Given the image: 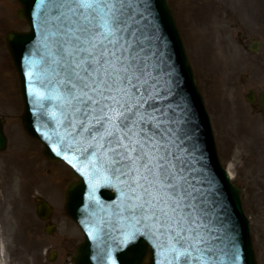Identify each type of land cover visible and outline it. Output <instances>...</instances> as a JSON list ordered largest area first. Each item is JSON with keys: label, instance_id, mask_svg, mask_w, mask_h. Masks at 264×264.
I'll return each mask as SVG.
<instances>
[{"label": "water", "instance_id": "1", "mask_svg": "<svg viewBox=\"0 0 264 264\" xmlns=\"http://www.w3.org/2000/svg\"><path fill=\"white\" fill-rule=\"evenodd\" d=\"M18 1L22 5L18 15L28 22L29 30H13L5 42L19 75L23 127L41 141L46 156L63 160L79 178L68 185L65 202V211L84 235L72 256L74 264H167L169 233L154 234L152 221L136 223L143 214L129 211L125 178L108 170L99 154H92L90 137L81 132L80 117L68 106L69 98L59 83L63 73L56 63L63 37L53 36L50 5L42 6L41 0ZM132 7L140 42L135 54L147 70V115L157 132L155 139L171 153L168 159L188 193H181L177 218H183V227L190 229L184 233L187 244L197 245L192 249L197 257L194 264H256L240 188L217 158L210 121L171 8L166 0H134ZM261 106L264 118V92ZM5 146L0 119V150ZM49 212L42 201L39 215L44 218Z\"/></svg>", "mask_w": 264, "mask_h": 264}, {"label": "rangeland", "instance_id": "2", "mask_svg": "<svg viewBox=\"0 0 264 264\" xmlns=\"http://www.w3.org/2000/svg\"><path fill=\"white\" fill-rule=\"evenodd\" d=\"M192 1L168 0L211 119L218 157L241 188L256 262L264 264V122L244 97L251 88L256 92L264 88V35H258L261 43L255 54L260 63L252 66L249 42L244 54L240 42L245 37H237L235 28L236 22L249 36L255 33V1L194 0V8L195 2L208 5L198 18L194 13L191 24L181 7ZM18 7L16 0H0L1 13L9 15L8 22L0 20V114L8 138L7 148L0 152V264H72V249L82 240L63 208L72 176L64 163L49 161L41 144L24 131L18 76L2 42L8 29L27 28L16 16ZM193 26L198 27L196 44L191 42ZM53 185L55 189H49ZM38 196L52 205L49 222L56 225L52 232H46V221L36 214ZM15 214L21 216V224ZM52 252L57 253L53 261Z\"/></svg>", "mask_w": 264, "mask_h": 264}, {"label": "snow or ice", "instance_id": "3", "mask_svg": "<svg viewBox=\"0 0 264 264\" xmlns=\"http://www.w3.org/2000/svg\"><path fill=\"white\" fill-rule=\"evenodd\" d=\"M133 3L41 0L42 6L50 5L53 36L63 37L57 47L56 63L63 73L59 83L68 106L80 117L81 132L90 137L89 149L106 161L108 170L125 178L129 211L143 214L136 223L152 221L154 234L169 233L167 264H194L197 257L192 249L197 245L187 244L184 233L190 229L183 227V218H177L181 193H188L168 159L171 153L155 139L157 132L147 115V70L135 54L140 42Z\"/></svg>", "mask_w": 264, "mask_h": 264}, {"label": "flooded vegetation", "instance_id": "4", "mask_svg": "<svg viewBox=\"0 0 264 264\" xmlns=\"http://www.w3.org/2000/svg\"><path fill=\"white\" fill-rule=\"evenodd\" d=\"M255 1V5L252 7V9L255 10L256 13V18H255V25H254V30L255 33H252L250 36L247 32L244 31L243 27H240L237 31H236V35L237 37L242 38V36H244L245 40H242L240 42V44L243 46L244 49H246V42H249L248 46L249 49H251V52L253 53V62L255 65H257L259 62V56L255 55L258 54L259 51V47H260V38L258 35H264V0H254ZM232 27V26H231ZM238 27V23L236 24L235 28ZM11 29V28H10ZM10 29H8L7 31H9ZM6 31V32H7ZM4 32L3 35L6 33ZM2 35V38H3ZM253 49L258 48L256 51H253Z\"/></svg>", "mask_w": 264, "mask_h": 264}, {"label": "bare ground", "instance_id": "5", "mask_svg": "<svg viewBox=\"0 0 264 264\" xmlns=\"http://www.w3.org/2000/svg\"><path fill=\"white\" fill-rule=\"evenodd\" d=\"M193 2H194V0L192 1V3L190 2L189 4H186V5H184V6H182L181 7V9H182V11H183V14H184V16H185V20H186V22H187V20L189 21V23H193L194 22V20H195V17H194V13H197L196 15H197V18L199 17V12H201V11H203L204 9H205V7L208 5V4H204V5H201L200 3H198V2H195L194 4H196L195 6H196V8H194L193 7ZM215 6V5H214ZM218 8L217 9H220L221 8V6H217ZM1 9H0V20L2 21V22H8L9 21V15L8 14H5V13H1ZM193 29H194V33H192L191 34V37H192V39H191V42H193V43H195L196 44V42L194 41V37L196 36V29L198 28L197 26H193L192 27ZM196 28V29H195ZM198 32V31H197ZM197 36H198V38H200V39H202L203 38V36H202V34L201 33H199L198 32V34H197ZM194 44V45H195ZM196 46V45H195ZM194 46V47H195ZM208 63V62H207ZM210 68V67H209ZM207 71H208V67H207ZM49 189H55V185H53V186H50L49 187ZM54 192V191H53ZM55 193H56V191H55ZM15 216H16V219L19 221V224H21V216L20 215H18V214H15Z\"/></svg>", "mask_w": 264, "mask_h": 264}]
</instances>
